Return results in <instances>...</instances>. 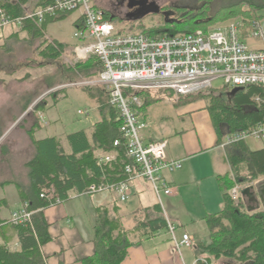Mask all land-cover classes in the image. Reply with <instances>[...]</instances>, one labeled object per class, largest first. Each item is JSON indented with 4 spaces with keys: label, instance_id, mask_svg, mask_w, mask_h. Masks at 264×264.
Masks as SVG:
<instances>
[{
    "label": "trees",
    "instance_id": "trees-1",
    "mask_svg": "<svg viewBox=\"0 0 264 264\" xmlns=\"http://www.w3.org/2000/svg\"><path fill=\"white\" fill-rule=\"evenodd\" d=\"M27 0H19L12 4L0 2V8L10 18L16 19L25 15L22 7ZM202 3L193 8H185L184 12L170 9L164 24L148 27L142 32L150 36L183 35L196 32L198 29L207 31L209 28L228 22L241 21L244 31L259 23L264 10V0H201ZM51 2V0H50ZM49 2V3H50ZM165 9L161 7V11ZM106 12L107 18L112 16ZM173 15V17L168 18ZM51 19V18H49ZM47 23L38 25L27 19L21 29L28 31L31 38L42 39L39 53L48 59H59L65 43L53 39V43L45 38ZM260 24V23H259ZM5 29V28H4ZM4 29H0L2 32ZM246 32V31H245ZM246 35V33H245ZM96 67V72L90 68ZM76 69L85 72L89 77L98 76L102 66L95 57L78 63ZM76 73V72H75ZM76 80L75 78H71ZM71 81V80H70ZM85 89L89 96L98 103L99 119L93 124L91 135L84 130L71 132L67 135L71 152L67 153L61 141L56 136L43 139L35 138L34 126L30 131L36 155L27 162L29 187L17 184L20 198L32 212L31 220L15 224L8 221L18 231L21 248L12 250L6 245H0V264H46L41 247L52 237L49 232V222L45 218L44 210L51 206L62 204L71 199L72 193L84 194L86 188L93 183H112L113 185L125 181L128 177L125 164L131 162L126 158L124 145L119 146V155L113 162L100 164L99 153H106L116 149L112 145L120 138L119 126L121 121L117 111L109 104V97L103 87L88 86ZM57 92L59 90H56ZM213 89L204 92L182 96L185 100L201 97L208 99V109L212 121L219 134V143L227 134L246 130L264 122V85H246L229 100L227 93H213ZM206 92V96L202 93ZM143 97L142 108H147L158 100L151 97L149 92L137 91ZM146 93V94H145ZM43 105L39 104L38 107ZM228 161L231 171L217 176V182L224 195L225 206L220 212L209 214L207 222L211 228L209 242H199L196 245V255L199 264L208 259L235 258L236 252L243 244L250 241L246 249L240 251L249 264H264V210L247 212L243 208L241 199L236 202L230 195V190L246 180H256L264 175V148L251 149L247 141H239L226 145ZM59 200V201H58ZM1 207V203H0ZM162 206L157 203L152 208L139 209L134 213L136 226L133 230H126L120 218H112L108 208H96L94 223L95 251L92 256L83 259L84 264H122L128 256L129 248L138 245L141 240H130L131 235L148 237L166 229L168 221L164 216ZM142 215V216H140ZM3 221L0 218V224ZM229 222V223H228ZM206 254V257H202ZM208 255V256H207ZM204 261V262H203Z\"/></svg>",
    "mask_w": 264,
    "mask_h": 264
},
{
    "label": "built area",
    "instance_id": "built-area-1",
    "mask_svg": "<svg viewBox=\"0 0 264 264\" xmlns=\"http://www.w3.org/2000/svg\"><path fill=\"white\" fill-rule=\"evenodd\" d=\"M77 10L82 11V21L74 33L80 42L74 53L81 61L94 56L102 71L96 77L82 78L60 88L99 86L105 89L109 104L117 111L121 121L120 138L112 144L116 149L99 154V163L115 161L119 155L117 148L124 144L126 158L131 161L125 164L128 175L125 181L114 185L93 183L84 194L111 190L120 202H126L132 194L131 184L142 179L151 185L162 206L160 197L174 193L165 174L180 169L182 162L168 159V140H146L144 132L148 122L141 113L143 98L136 92L166 91L179 98L213 89L218 79L231 88L264 85V47L253 49L245 39L258 38L264 42V31L256 23L245 32L242 22L235 20L213 26L207 31L198 29L190 34L175 36L155 37L142 31L120 32L115 23L107 18L105 10L95 6L92 0H51L15 20L0 8V29L21 27L27 19L40 25L49 18ZM49 41L55 44L53 40ZM256 100L264 102L260 97ZM79 113L84 114V110H79ZM249 139L264 141V122L227 134L221 145ZM239 194L237 185L230 190L236 202ZM31 217L32 212L25 204L12 213L11 220L20 225ZM167 221L176 252L181 253L182 247H191V236L184 233L182 238H178L174 223L168 218Z\"/></svg>",
    "mask_w": 264,
    "mask_h": 264
},
{
    "label": "crops",
    "instance_id": "crops-1",
    "mask_svg": "<svg viewBox=\"0 0 264 264\" xmlns=\"http://www.w3.org/2000/svg\"><path fill=\"white\" fill-rule=\"evenodd\" d=\"M4 1L15 4L19 0H0V2ZM49 2L50 0H27L22 4V7L24 11L35 10ZM77 12L80 13H78L72 23L76 29L82 21L81 10L60 15L54 19H48L46 21L45 38L65 43L53 38L49 34V24L65 19L69 15ZM16 27H7L0 32V45L5 44L4 40L6 43L14 44L15 42H19L20 44H25V35L26 39L30 36L28 31L21 29L22 27ZM2 36L3 38H1ZM248 38L250 39L251 37H246V42ZM35 40L39 39L37 38ZM260 42L262 46L251 48L258 49L264 47V42L262 40ZM79 44V41L72 46L66 44L65 49L73 52L74 48ZM24 55L25 51L21 54L11 50L0 51V124H3L0 125V218L3 221L0 224V245H6L12 250H20L21 241L18 231L8 221L11 220V215L14 211L23 208L25 205V202L20 198L17 184L29 187L30 180L29 176H27L28 169L26 164L36 155V148H34L35 146L29 131L37 124L38 126L34 135L36 139H43L50 136H37V133L44 128L42 124L46 119L44 114L50 103L44 100L42 102L43 105L40 107H38L39 105L36 108L31 107L32 103L25 101V84H17V77L15 80V74L19 71L14 72V62L5 61V59L13 58L14 56L23 58L22 56ZM90 70L91 73L96 72V67L90 68ZM15 90L18 92L20 90V95H16ZM162 92L164 91H156L157 94H153L151 97L161 96ZM155 102L151 103L149 107L141 109L142 115L148 122V128L149 114ZM175 105L177 118L173 117L171 121L165 122L167 124L165 134L155 137L153 135H146L148 128L144 132L145 138L148 141L168 140V159L182 162L180 169L165 174L169 184L174 188V193L169 196H163L169 197V200H173L174 195L184 196L183 193L186 192L187 186H190L191 182L203 186V182L206 183L209 180L203 186L204 193L201 197V201L203 202L201 210L203 214L216 212L221 209L223 201L222 192L218 187L217 176L231 171L226 146L221 145L222 141L219 143V134L212 121L208 103L205 101L182 100L179 102L175 100ZM3 117H5V120ZM86 131L92 133L93 126ZM67 135L56 137L61 141L65 151L70 153L71 146L68 142ZM261 148H264V146L255 149ZM12 185L16 188V195L11 200L6 195L7 191L5 189ZM131 185L134 191L133 195L140 196L144 192H148L155 198L157 197L151 185L142 179L135 180ZM111 193L113 194L114 192ZM72 194L70 200L44 210L45 218L50 224L49 232L52 237L48 243L41 247L46 264H84L83 259L94 254V217L91 215L89 219L90 229H85L86 221L82 218L83 209L74 205L72 198L75 195ZM114 194V200L112 202L104 200L100 206L108 208L111 217L120 218L122 223L128 217L133 218L135 216L134 213L139 209L152 208L154 206L152 201L142 204L140 200L138 204L141 203V207L130 211L125 209L123 204L128 202L133 195L126 202H120ZM79 195L86 194H78L77 196ZM239 195L243 203V208H246L248 212L264 210V190L262 191L260 189L257 191L253 184L247 186L244 190H240ZM181 199L183 198L181 197ZM183 203H185L184 199ZM167 218L169 221H172L170 217L167 216ZM136 239H140L141 242L129 248L130 254L123 260L122 264H187V260L184 258L182 251L181 253L176 252L175 242L167 228L148 237L139 238L134 234L131 235L130 240ZM199 242L208 241L198 239L194 242L193 240V245L195 243L197 245ZM196 245H194L195 249ZM202 257H206V254H203ZM196 258L191 260V262L194 261L195 263H191L190 261L189 263L199 264V257L196 256ZM219 263L220 259L215 260L210 258L204 264Z\"/></svg>",
    "mask_w": 264,
    "mask_h": 264
},
{
    "label": "rangeland",
    "instance_id": "rangeland-1",
    "mask_svg": "<svg viewBox=\"0 0 264 264\" xmlns=\"http://www.w3.org/2000/svg\"><path fill=\"white\" fill-rule=\"evenodd\" d=\"M92 3L95 6L104 9L110 14V16H112V21L115 23L117 31L141 32L142 30H146L148 27L160 26L164 24L165 17L168 15L166 11L170 9L177 10V8H180L177 12L182 13L185 8L197 7L202 3V1L92 0ZM161 7L165 9L161 11ZM29 11L25 12L27 13ZM78 13L80 12L71 14L65 19L55 21L53 24H49V34L53 38L65 42L67 45L72 46L77 43L79 39L74 35L76 29L72 23ZM260 14L262 15V18L259 23L264 31V10H261ZM170 17L172 18L173 15L168 18ZM231 21L234 20H229L228 22L221 24H226ZM12 27L16 26H9V28ZM1 38H3V36ZM29 38L31 37L29 36L26 39L25 35V44H20L19 42H15L14 44L6 43L4 40L5 44L3 43L4 45H0V51L11 50L20 54L25 51V55L22 56L23 58L14 56L13 58L5 59V61L14 62V72L16 73V71H19L15 74V80L17 77V84H25V101L31 102V107L36 108V106L44 100H47L50 103L44 114L46 117L45 121L42 123L44 128L37 133V136L42 137L43 135H50L62 137L65 134H69L80 129L88 130L93 126L97 119H99L98 103H96V101L89 96L85 90L87 89L86 87L69 86L60 88V86L66 85L70 82L79 81L82 80V78H89L87 73L79 72L76 69L78 63H82L84 60H79L74 51L71 52L65 48L59 59L53 60L42 57L39 53V46L43 40H32ZM247 42L250 47L262 46L260 39L258 38H248ZM92 57L94 56H90L89 58ZM72 77L76 80H72ZM56 89L59 91L57 92ZM231 89V86L225 85L222 79L216 80L213 84V90L217 94H226ZM15 92L16 95H20V90L19 92L15 90ZM157 93L152 91L149 95L152 96ZM202 94L203 96H206V92ZM157 98L158 100L151 108L149 114V128L146 130V135H153L154 137L165 134L167 131V124L165 122L171 121L173 117L177 118L175 100L179 102L185 100L183 97H175L171 92L166 91L162 92V95ZM191 101H205L208 103V99L206 97H201ZM79 110H84V114L79 113ZM3 118L5 120V117ZM89 135H91V132ZM247 142L251 149L264 146V141L262 140L249 139ZM207 182H209V180L206 181V183ZM206 183L203 182V186H205ZM253 184L257 191L260 189L263 191L264 175L256 180H246L245 182H242V184L236 185L240 188V190H244L247 186ZM203 186H200L198 183L191 182L190 186H187L186 192L183 193L184 196L174 195L172 198L173 200H169V197H165L163 195L161 197L163 200V214L166 219L167 216L172 219L176 227V235L178 238H182L184 233H188L194 242L198 239H202L204 241L207 240L208 242L210 241L211 228L207 222V217L209 214H215L224 209L225 200L223 193H221L223 198L221 209L213 213L203 214L201 210L203 203L201 201V197L204 193ZM130 189L132 191V196L134 193L132 185L130 186ZM5 190L7 191L6 195L11 200L15 198L16 188L14 185ZM111 192V190H106L100 193L79 196H77V193L72 194L75 195L72 198L74 205L83 209L82 218L86 221L85 229H90L89 219L91 215H93L95 223L96 208L103 204L104 200L111 202L114 200V193L112 194ZM181 197L185 200V203H183V199H181ZM140 200L142 201V204L149 201H152V204L154 205L159 203L157 198H155L152 194L144 192L140 196L133 195V197L128 202L124 203L123 206L125 209L130 211L138 209L141 207V203L138 204ZM244 210L247 211L246 208H244ZM258 211L260 210L253 212ZM123 223L126 230H132L136 226V218L128 217ZM249 244L250 241H247L236 250L238 253L237 257L232 259L222 258L220 259L219 264H249L247 263L248 260H245V257L252 253L248 252L246 256L240 255V251L246 249ZM194 245H196V243ZM194 245L192 247H182L181 249L184 258L187 260V264H190L189 261L191 262V260L195 259L197 256V250Z\"/></svg>",
    "mask_w": 264,
    "mask_h": 264
},
{
    "label": "water",
    "instance_id": "water-1",
    "mask_svg": "<svg viewBox=\"0 0 264 264\" xmlns=\"http://www.w3.org/2000/svg\"><path fill=\"white\" fill-rule=\"evenodd\" d=\"M240 90H243V87H235V88H232L231 90H229L227 92V96H228V99L229 100H233V97L236 95V93Z\"/></svg>",
    "mask_w": 264,
    "mask_h": 264
}]
</instances>
